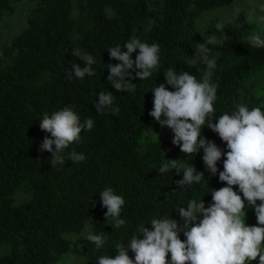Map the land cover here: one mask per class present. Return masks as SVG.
Here are the masks:
<instances>
[{"label": "trees", "instance_id": "obj_1", "mask_svg": "<svg viewBox=\"0 0 264 264\" xmlns=\"http://www.w3.org/2000/svg\"><path fill=\"white\" fill-rule=\"evenodd\" d=\"M33 1L24 26L13 36L3 24L23 0H0V264H57L71 251L82 259L80 264H98L100 256L115 258L116 244L127 246L142 226L151 228L154 218L169 217L182 226L181 207L190 200H203L208 207L210 190L227 186L219 181L224 157L212 174L202 149L182 153L172 143L173 132L149 115L156 85L175 90L166 84V69L200 80L207 66L202 61L189 66L185 60L194 58L196 43L216 36L208 47L217 61L212 82L219 87L215 111L206 118V124L215 123L239 104L264 111V48L250 45L251 33L239 27L221 31L211 25L203 34L197 31L200 14L234 0ZM105 9L115 15L106 18ZM133 35L159 45V66L149 78L130 81L136 84L134 92H117L107 77L108 65L119 61L110 58L108 49L123 47ZM73 49L93 56L95 75H71L73 64L86 66L72 55ZM100 92L114 96L103 114L94 106ZM69 106L82 124L91 118L94 126L63 150V165L52 166V154L40 150L50 133L43 132L39 122L45 113ZM113 107L119 108L118 114H112ZM201 137L226 153V143L206 125ZM72 151L83 153L85 160H68ZM168 160L177 161L175 169L160 174ZM185 164L204 178L180 189L176 181L183 178ZM105 188L125 201L120 214L125 225L120 228L111 217L105 219L107 209L100 198ZM233 190L242 196L238 186ZM244 211L245 224L256 226L255 211L247 201ZM90 232L105 236L101 248L86 241ZM180 239H186L183 233ZM128 255L134 259L130 250Z\"/></svg>", "mask_w": 264, "mask_h": 264}, {"label": "clouds", "instance_id": "obj_2", "mask_svg": "<svg viewBox=\"0 0 264 264\" xmlns=\"http://www.w3.org/2000/svg\"><path fill=\"white\" fill-rule=\"evenodd\" d=\"M105 14L109 19L115 15L111 9H105ZM260 20L264 21V16ZM223 27V23L216 24L217 30L222 31ZM224 38L227 39V36ZM216 40V36L212 35L207 41L196 43L194 58L185 60L189 66L201 61L207 66L200 80L185 71L177 73L173 68L166 69V84L175 90L169 91L164 84L156 85L152 89L153 109L149 115L161 127L173 132L172 143L182 153L196 154L202 149L203 162L212 174L218 172L217 162L224 157L219 181L227 186L210 190L212 203L208 207H205L203 200H190L186 208L181 207L179 216L184 221L182 226L169 217L154 218L149 222L151 228L142 226L133 234L127 246L124 243L116 244L115 258L100 256L98 264H264V111L259 107L249 110L246 105L239 104L231 113L221 115L215 123L206 124V118L215 111L213 105L219 87L212 82L217 61L215 56H210L211 49L208 47ZM247 40L256 48H264V38L259 34L253 33ZM122 48L126 51H122ZM159 52L158 44L141 42L135 35L123 47L109 48L110 58L119 63L108 65V83L117 92H134L136 84L130 81L149 78L158 69ZM133 53H138L135 60L132 59ZM72 55L84 61L86 66L81 68L79 64H73L71 75L77 79L95 75L92 55L78 49H73ZM113 103L111 93L100 92L95 110L103 114ZM111 112L118 114L119 108L113 107ZM205 125L226 143V153L215 143L201 137V129ZM93 126L91 118H86L82 124L70 106L51 115L45 113L39 127L43 132L50 133L51 138H44L40 150L52 154V166L63 165V150L78 142L81 132L91 131ZM85 158L83 153L77 154L75 151L67 157L72 162H81ZM176 163L168 160L159 173L169 172L170 167L175 169ZM202 178L203 173L193 165L185 164L183 178L176 184L182 189L194 182L199 183ZM234 186H238L242 196L233 190ZM100 198L102 206L107 209L106 221L111 217L116 228L125 225V221L120 219L125 204L123 197L115 194L112 188H105L100 192ZM245 201L255 211L256 226H247L244 222ZM181 233L186 238L183 241L180 239ZM85 239L97 249L105 242L104 235L91 232ZM129 250L134 253V259L129 257Z\"/></svg>", "mask_w": 264, "mask_h": 264}, {"label": "rangeland", "instance_id": "obj_3", "mask_svg": "<svg viewBox=\"0 0 264 264\" xmlns=\"http://www.w3.org/2000/svg\"><path fill=\"white\" fill-rule=\"evenodd\" d=\"M32 1L23 0L18 6V12L5 20L3 26H7V31H11L13 36L17 35L24 26L30 9L35 5ZM261 16H264V0H234L230 5L200 14L196 19V28L199 33L203 34L209 30L211 25L216 27L217 23H223L224 27L235 26L261 36L264 35V21L260 20ZM79 238L81 236H78ZM81 261L82 259L71 251L66 254L63 261L57 264H80Z\"/></svg>", "mask_w": 264, "mask_h": 264}]
</instances>
